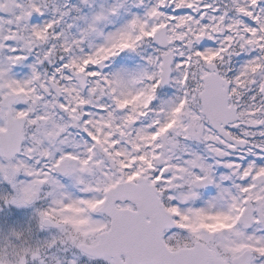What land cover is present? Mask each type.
Segmentation results:
<instances>
[{
    "label": "snow or ice",
    "instance_id": "snow-or-ice-1",
    "mask_svg": "<svg viewBox=\"0 0 264 264\" xmlns=\"http://www.w3.org/2000/svg\"><path fill=\"white\" fill-rule=\"evenodd\" d=\"M0 264H264V0H0Z\"/></svg>",
    "mask_w": 264,
    "mask_h": 264
}]
</instances>
